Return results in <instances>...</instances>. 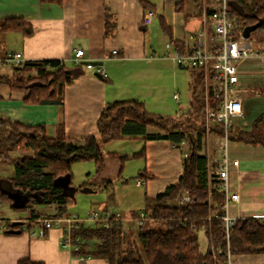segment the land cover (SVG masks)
I'll use <instances>...</instances> for the list:
<instances>
[{
	"label": "crops",
	"instance_id": "obj_1",
	"mask_svg": "<svg viewBox=\"0 0 264 264\" xmlns=\"http://www.w3.org/2000/svg\"><path fill=\"white\" fill-rule=\"evenodd\" d=\"M61 1L57 4L42 3L40 0H0V22L6 18H17L32 26L29 35L20 31L0 30V58L6 51H12L21 53L22 62L59 60L70 63L73 50L79 47L84 50L85 58L89 61L103 64L106 75L98 76L93 69H82L79 75L65 84L61 111L52 103H25L22 92L1 84L0 115L25 125L44 124L50 136L56 134L61 123L65 137L74 142L97 135V119L110 101L138 100L143 102L149 112L171 115L163 112V86L156 82L154 73L170 69V73L181 82V85L175 83L172 88H179L182 92L183 76L178 74L183 70L178 69L171 59L157 55L158 50H163V43L161 45L157 36L153 35L152 25L154 22L158 24V16H162L170 28L171 36L159 27L163 33L160 39L180 41L201 26L202 10L217 7V0H149L154 4L155 17L148 26L142 23L144 8L137 0ZM149 35L153 36L148 42ZM113 49H117L115 55L112 54ZM253 62L252 66L256 67L257 61ZM243 68V64L240 65L239 79ZM13 71L14 66L0 61L1 76L12 77ZM175 92L178 93L177 99L173 97ZM172 98L179 100L180 92L174 91ZM244 106L243 117L250 107L247 97ZM181 112L184 111L177 109L172 115ZM262 112L264 107H260L258 113H253L252 121L240 129L249 130L253 120ZM125 139H130L132 144L124 148L122 141ZM213 140L215 146L212 148L208 147V143L203 142L202 145L209 170H213L221 158L217 137ZM185 147H176L165 138L143 139L141 136H123L102 144L104 164L101 170L94 174L93 160L74 163L69 187L73 207L77 205L75 196L78 191L89 193L88 200L91 203V200H97V205L81 208L77 212L68 211V214L84 216L94 209H111L123 215L142 211L145 197H154L168 185L177 182L183 171ZM141 149L142 156L128 157L120 168L117 156H129ZM226 150L230 158L238 160L237 166L229 168V181L232 190L238 192L239 201L231 203L228 212L236 219L258 218L264 211V147L228 140ZM128 159H134V170H126ZM81 163H89L88 169H80ZM75 170H82V173L77 181H72ZM133 174L134 184L126 183L127 177ZM12 175L13 166L0 161V194H5L0 196V264H17L22 258L43 264H106L100 257L81 259L79 256L83 253L75 252L63 242L62 227H52L44 235L38 236L29 233L30 227L37 229L35 224L29 222L21 225L19 233L5 232L6 221L28 220L26 212L21 214L16 210L6 216L1 209L2 197L10 207L12 205L7 195L12 191L8 182ZM86 180L87 183L80 188ZM134 188L139 193L137 203L132 202V198L126 194ZM6 197L10 200H5ZM47 208L38 209L45 213L43 209ZM51 210L53 213L54 210ZM133 223L130 221L128 225L132 227ZM88 243V249L93 248V241ZM198 244L199 251L204 253L208 248L204 229L198 230ZM232 259L235 264H264V251L233 253Z\"/></svg>",
	"mask_w": 264,
	"mask_h": 264
},
{
	"label": "trees",
	"instance_id": "obj_2",
	"mask_svg": "<svg viewBox=\"0 0 264 264\" xmlns=\"http://www.w3.org/2000/svg\"><path fill=\"white\" fill-rule=\"evenodd\" d=\"M137 1L144 10L154 8V4L149 0ZM40 2L60 4L62 1ZM229 9L234 17V9ZM263 17L264 0H258L252 11L243 12L242 26L244 28L257 24ZM157 20L161 30L171 36L170 28L162 16H158ZM263 27V22L256 26ZM0 30L20 31L29 35L32 33V26L17 18H6L0 22ZM249 39L252 42L250 35ZM189 70L190 99L187 110L178 115L162 116L149 112L143 102L138 100L110 101L106 103L97 119V135L89 136L81 142L68 140L61 123L58 124L56 134L50 136L44 124L25 125L0 115V161L9 162L13 166V175L8 182L12 189L26 196L22 206L11 205L13 209L27 213L28 220H22L23 223L41 217L68 215L72 165L93 160L94 174H97L104 164L102 144L123 136L165 138L176 147L181 146L182 140H187L183 171L177 182L168 185L154 197H145L143 210L148 218L133 230L128 225L126 231L116 224L110 227L99 223H91L88 226L83 224L73 230V234L79 235L87 242L75 252L103 258L106 264H225L226 237L222 221L219 218H209V214L214 210L222 213L218 205L223 198L213 189L209 190L208 159L205 153L200 152L205 134L198 86L201 74L194 69ZM81 72L82 68L71 62L25 61L14 67L12 77L0 75V85L7 84L11 89L22 92L25 103H52L61 111L65 84ZM209 131L214 136L223 134L222 127L218 124H212ZM227 138L264 147V112L253 120L249 130L231 125L227 129ZM20 146L29 149L31 154L12 157L11 154ZM142 155L143 149L129 156H117L120 168L128 157ZM87 181L83 182L80 188ZM185 191L190 201L174 204V199ZM213 204L217 205L216 208ZM39 207H51L54 212L45 214ZM137 213L133 211L131 215ZM20 227L21 225H15L13 228L21 229ZM4 228L5 232H9L10 221L5 222ZM200 229H204L208 239V248L204 253L199 251ZM90 241H93V248L88 249ZM228 242L231 253L264 251V221L258 218L236 219ZM211 247L221 248L222 252L213 257ZM17 264L43 263L22 258Z\"/></svg>",
	"mask_w": 264,
	"mask_h": 264
},
{
	"label": "built area",
	"instance_id": "obj_3",
	"mask_svg": "<svg viewBox=\"0 0 264 264\" xmlns=\"http://www.w3.org/2000/svg\"><path fill=\"white\" fill-rule=\"evenodd\" d=\"M204 2L205 0H200ZM155 17L153 9L144 10L142 23L148 26ZM166 58L171 59L179 68L194 69L201 74L199 83L200 97L202 101V115L205 117V134L209 132V124L221 125L223 134L217 136V142L221 149V158L213 170L208 171L209 190H214L216 194L223 198L218 208L209 214V218H219L222 221V228L226 237V260L225 264H235L232 253L229 250V233L236 218L228 212V207L233 202L239 201L238 192L232 190L229 181L230 166H237L238 160L230 158L227 154L226 143L227 129L234 120L239 122L235 125L243 128L248 123L243 120L244 101L246 99V89L238 85L240 63L252 60L264 62L262 51L254 48L249 37L243 35V26L235 22L234 17L228 7L227 0H217V7L204 8L201 14V26L189 32L185 39L176 41L168 39L164 44ZM117 49L112 50L115 55ZM0 61L12 66H19L22 63L20 52L6 51ZM70 62L78 65L82 69H93L98 74L105 76V68L102 63L89 61L85 58L82 48L76 47L70 56ZM175 99L178 93L173 94ZM181 146H187V140L180 142ZM186 156V150L184 151ZM180 203L190 201L188 193L185 191L178 196ZM216 208V204H213ZM148 217L144 210L136 215H123L119 211L111 209L90 210L84 216L76 213L58 217H41L31 220L37 226L28 228L29 233L38 236L52 227H62L63 242L72 250H79L80 246L87 241L79 235L73 234V230L85 223H99L104 227L112 224L120 225L123 231L128 229L130 221L141 223ZM264 221V211L258 216ZM221 248L211 247V254L221 253ZM81 259H86L88 255H80ZM209 264V263H203Z\"/></svg>",
	"mask_w": 264,
	"mask_h": 264
},
{
	"label": "rangeland",
	"instance_id": "obj_4",
	"mask_svg": "<svg viewBox=\"0 0 264 264\" xmlns=\"http://www.w3.org/2000/svg\"><path fill=\"white\" fill-rule=\"evenodd\" d=\"M258 3V0H227V4L228 7L231 9H234L235 11V22L238 25H242L243 23V12H250L253 9V6L255 4ZM261 21L264 23V17L261 19ZM152 30H154L153 35L159 40V43H163V50L157 52L158 56H164L165 54V49H164V43L165 41H163L164 39H160V37H163V33L159 30V26L156 22H154V24L152 25ZM153 35H149L148 37V42L152 39ZM250 38L252 39V45L254 46V48L258 49L259 51H262V53L264 54V27L263 28H254L251 33H250ZM256 64L257 66L255 67V65L252 66V63L254 64L253 60L252 61H245L240 63L239 65L243 64V69H242V73H241V77L238 81V85L242 88V89H246V93L245 95L247 96V98H249V111L248 113H246L243 117V120H245L246 122H250L252 121L253 118V113H258V111L260 110V107H264V62L261 60H256ZM251 62V63H248ZM179 69V67H177ZM180 70H183L182 73H179L178 75H182L183 76V81L184 83L182 84L183 86V91L181 92V90L179 88H172V86L177 83L178 85H181V82L179 81L178 77H174L170 72L171 70H165L163 72L161 71H157L154 74L155 80L157 83H161L163 86V94H164V98H165V109L163 107V112L165 111V113H169V114H173L177 109L181 110V111H185L189 105V91H188V81L190 79V70L189 69H185V68H180ZM174 87V86H173ZM174 91H179L180 92V99L179 100H174L172 98V93ZM253 105V107H252ZM156 107V106H155ZM157 108H155L156 110ZM158 114V113H155ZM162 115V114H161ZM256 115V114H255ZM201 120L205 121V117L203 118L202 112H201ZM206 122V121H205ZM233 124L239 125V122L237 120L233 121ZM212 124H209V128H211ZM205 128V126H204ZM215 137L210 131L206 134H204V143H208V147L215 146V141L213 139H215ZM122 145L123 147H128L130 144H132V141L130 139H125V141H122ZM204 144V151H205V147L206 145ZM186 146V145H185ZM186 148V147H185ZM200 152H203V150H201ZM31 151L23 146H20L18 149H16V151H14L11 156L15 157V156H24V155H30ZM134 159H128L126 161V170H134L135 166H134ZM82 165H79V168L82 170H86L88 169L89 163H81ZM82 170L78 171L75 170V174H74V179L72 181H77L79 179V175L80 173H82ZM135 174H133V176L127 177L126 183L128 184H134L133 182V177ZM123 181V180H122ZM127 195H129V197L132 198V202L137 203L139 200V193L137 189H131L130 192H126ZM2 195V194H1ZM5 195V194H3ZM4 197H2V204H1V209L5 211L6 216L11 215L12 213H14L16 210L12 209L10 207V205L6 202H4ZM89 199V193H85L82 191H78L77 195L75 196V200H77V205L76 208L73 207L74 206V201L70 200V202L67 205V211H71V212H77V211H81L80 209L83 208L85 209L88 206H92V205H97V203L95 201L97 200H91L92 203L88 200ZM6 200V198H5ZM96 204H95V203ZM141 203V202H139ZM174 204H182L179 202L178 200V196L174 199L173 201ZM73 210V211H72ZM43 211L45 212V214H50L52 212L51 207L48 209H43ZM17 213H21V214H25L23 211H16ZM78 213H82V212H78ZM81 216V215H80ZM151 224V223H150ZM149 224V225H150ZM85 225H91L90 223H85ZM138 225V223L134 222L133 226L131 227L132 230ZM233 254V253H232Z\"/></svg>",
	"mask_w": 264,
	"mask_h": 264
},
{
	"label": "water",
	"instance_id": "obj_5",
	"mask_svg": "<svg viewBox=\"0 0 264 264\" xmlns=\"http://www.w3.org/2000/svg\"><path fill=\"white\" fill-rule=\"evenodd\" d=\"M262 21H259L257 24H254V25H247V26H244L243 28V35L245 37H249L250 35V32L256 28V26L258 24H260ZM98 76H100L99 74H97ZM8 197L12 200V205L14 207H19V206H22L25 202V199H26V196L24 194H22L20 191L18 190H15V189H12V191H9L8 192ZM23 224V221L22 220H12L10 221V229H9V232H12V233H19L20 232V229H14L13 227L15 225H22Z\"/></svg>",
	"mask_w": 264,
	"mask_h": 264
}]
</instances>
